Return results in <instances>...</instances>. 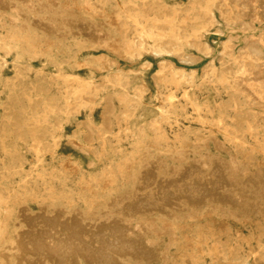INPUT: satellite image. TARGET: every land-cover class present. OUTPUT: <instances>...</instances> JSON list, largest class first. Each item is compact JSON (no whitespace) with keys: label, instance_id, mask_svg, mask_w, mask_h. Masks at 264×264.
<instances>
[{"label":"bare ground","instance_id":"bare-ground-1","mask_svg":"<svg viewBox=\"0 0 264 264\" xmlns=\"http://www.w3.org/2000/svg\"><path fill=\"white\" fill-rule=\"evenodd\" d=\"M197 1L196 12L181 15L180 0L171 9L163 0H114L113 8L106 0H64V7L0 0V92L9 88L11 60L30 110L24 122L25 107L11 102L13 123L2 135L26 132L41 164L34 175L59 177L41 162L61 134L64 118L56 112L83 104L92 115L100 96V125L87 117L71 143L84 154L98 146L116 165L85 178L72 157L62 161L67 173L81 172L83 206L55 188L48 197L28 189L10 198L0 190V264H264V0ZM70 33L80 35L74 47L63 40ZM84 46L94 49L87 54L105 50L86 61L91 71L106 68L104 76L87 80L70 70ZM59 98L65 109L56 106ZM38 103L43 109L35 114ZM187 106L195 116L180 122ZM227 126L233 138L218 139L214 131L228 134ZM107 135L116 144L127 137L133 148L114 159ZM241 135L252 137L251 146ZM6 145L2 140L12 161L6 170L15 169L19 150ZM119 176L131 180L114 189ZM59 198L66 204L46 201ZM231 222L240 225L236 239Z\"/></svg>","mask_w":264,"mask_h":264},{"label":"rangeland","instance_id":"rangeland-1","mask_svg":"<svg viewBox=\"0 0 264 264\" xmlns=\"http://www.w3.org/2000/svg\"><path fill=\"white\" fill-rule=\"evenodd\" d=\"M83 0H76V2L78 3H82ZM92 3H95L97 0H90ZM175 0H163V3L165 2L168 6L167 9H171V7L173 5H175L174 3ZM198 1L197 0H180V3L177 4V8L180 10L179 14L184 15L185 10L186 9H191L192 12H196L198 9L196 7ZM114 0H106V5L108 8H113L114 7ZM58 5L59 7H64V0H58ZM194 5V6H192ZM71 8H76V7H71ZM77 9V8H76ZM216 10V9H215ZM113 11H116V9H114ZM113 24V28L114 30H116V28L121 24L119 23H112ZM7 26V25H6ZM5 31V27L0 26V32ZM75 36V35H74ZM80 39V35H77V37H73V34L70 33L66 36L64 40V42H66L65 44H68L71 47H74V43H76L78 40ZM93 47L91 46H84L82 48V50L77 51L76 55L79 59L80 64L78 65H74L72 66V68L70 69L71 71L75 72L79 77L81 78H85L87 80H92V79H98L102 76H104V74L106 73V68L104 69H100V70H95V71H91L89 65L87 64L86 61H88L89 59L98 56L100 54H102V50L103 52H105L104 49H101L100 52H96L93 54H87V51L92 50ZM94 50V49H93ZM107 51V50H106ZM109 52V51H107ZM97 54V55H96ZM109 55L112 56V54L108 53ZM9 55V54H8ZM143 57V56H142ZM120 60V59H118ZM11 63V60L7 61V65L6 68L9 70L8 73L6 74V78H8L10 85L9 88L7 86L8 89H5L3 92H0V190H2V192H4V194L6 196H10V198H12L15 195V190H18L20 192H23L25 190L28 189H34L37 190V193L39 196H44V197H48L49 196V191L50 189L55 188L57 191V194H66L70 197L73 198V202L74 204L78 205V206H83V201H82V195L84 194V192L81 190L80 185L78 184V179H80V174L82 172V175L87 178L89 177L88 175L92 174V175H98L102 172V170H104L105 168L108 169H112L115 170L116 169V165L115 162H110L109 160L107 161L106 159H104V155L101 152V148L98 146H95L94 150H95V155L93 154V152L91 151L88 154H84V152H82L81 150H79V147H76L74 145H72L71 140L74 139V137H80V133L77 130L78 126H81L82 124H80L82 121H88L87 117L91 118L92 121L94 122L95 125H100L101 122V112L99 110L102 109V102L103 100L101 99L100 96H97L94 101L96 102L94 104L93 110L91 111L92 115H88L90 110L88 109V107L86 105H80L78 110L75 112H71V113H59L56 112L58 114V116L64 118V120L62 121V129H60L61 134L59 136V140L56 144H53V142H51L49 150L45 149L42 153H43V160L41 162H43V165H46V168L48 170H50V167H54L53 169L56 170V173L59 175V177H55V178H50V176L48 174H45L43 177H37L34 175V171H33V167L34 165L39 166L38 168H41V164H37L39 163V161L37 160V158L35 157V155L32 153L30 146H29V136L27 135V133L25 132V135L23 138H19L15 135H12V133L10 132L9 134L7 133L6 136L2 135V126L6 127L7 130H11V124L13 123V120L10 119L11 114H10V108L14 105L11 102L13 101H20L22 106L25 107L27 113L23 114V118H24V122L27 116L30 115V110H29V105H28V100L26 99V94H27V88H23V85L21 83H17V79L12 78L14 72L13 69L11 67L8 68V64ZM37 65H41V62H36ZM140 64H136L135 66H139ZM114 67V66H113ZM62 78V77H60ZM11 82H16L15 84H12ZM63 84V83H62ZM109 84V83H108ZM12 86L17 87L16 90L13 89ZM41 88L45 87L44 85L39 86ZM174 89V88H173ZM172 89V90H173ZM1 90V89H0ZM162 90H165V88L162 87ZM58 89L55 91V93L57 94ZM177 94V97H180V89H175L174 91ZM58 95V94H57ZM163 96V94H161ZM155 101H162V102H166V99H154ZM226 101V100H224ZM18 106V104H16ZM58 108H62L65 109L63 106V101L61 100V98L58 99L57 101V105ZM223 107V106H221ZM229 108V107H228ZM43 109V105L40 106V104L38 103V105L36 106L35 109V114H36V110H42ZM40 114V112H39ZM88 115V116H87ZM195 116L194 111L189 109L188 106L180 113L178 114L176 117L181 121H184L183 119L184 116ZM174 118V117H173ZM228 119V118H227ZM173 120V119H172ZM134 121V118L131 119V122H129L128 124L130 125L132 122ZM190 122L196 124L197 126H201L202 128H204V126H202L203 124L196 119H190ZM24 122H22V130H24ZM76 123H78V125H76ZM207 125V124H206ZM163 129L166 130V133L168 131L169 135H172V132H170V127L168 124H164L163 125ZM208 126V125H207ZM201 127L196 128V130L201 129ZM257 130H261L260 127L256 128ZM118 129H115L113 132H116ZM208 130V129H206ZM227 130L229 131L228 134H223V130L222 129H218L215 130L214 133L216 134L217 138L220 140H223L227 135V137L229 138H233V133L232 131H234L230 126H227ZM207 132V131H206ZM11 135V136H10ZM108 140H109V145H110V152L114 153V159L120 157L119 155V149H132L133 145L131 143H124L125 137H120L119 140L121 141L122 144H116V139L113 135H107ZM226 137V138H227ZM242 139L245 140V145L246 146H251V143L253 142L252 137L250 136H240ZM261 138H264V134L260 135ZM190 138H192L190 136ZM211 138H209L208 140H210ZM4 140L7 142L6 147L9 150H12L14 148L19 150V154H20V165H18L15 169H11V170H6V164L11 163L12 161L10 160V158H8L9 153L4 152L1 149V141ZM226 141V140H225ZM224 141V142H225ZM211 142V141H209ZM227 142V141H226ZM53 144V145H52ZM208 148L213 149V145L210 143L208 145ZM53 151V152H51ZM124 153V152H123ZM110 154V153H109ZM113 155V154H111ZM100 157V160L97 159V157ZM68 157H72L74 161L80 163L81 165V172L79 173H67L68 171H66L65 169L62 168V161L64 160H68ZM90 158H92V162L93 164H90ZM44 173H46L44 171ZM100 175H98L99 177ZM130 178H122V177H118V179L116 180V182L114 184L111 185L112 188L114 189H121L123 188L125 185L129 184L130 182ZM23 181H25V183H22ZM7 187V188H6ZM100 188V187H99ZM100 190V189H99ZM102 190L98 191L101 193V195H105L106 192H101ZM47 202H60V203H64L66 204L67 200L65 198H59L57 200H50L47 199ZM27 203L29 204L30 207L34 208L36 207V200L35 199H29L27 201ZM240 225H235V222H231L230 227H231V231L228 234H232L230 235L233 239H234V230L236 227H239ZM245 232H247L249 227H241ZM194 234V233H193ZM182 235L181 230L178 229V236L180 237ZM236 239V237H235ZM180 246H173L171 248V252H175L178 248H180ZM242 247H244V245H242Z\"/></svg>","mask_w":264,"mask_h":264}]
</instances>
